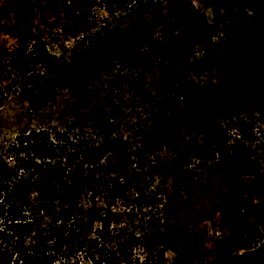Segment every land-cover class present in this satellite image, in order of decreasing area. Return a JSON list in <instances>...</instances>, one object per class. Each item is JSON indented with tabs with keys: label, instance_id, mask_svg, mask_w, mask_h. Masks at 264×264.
Wrapping results in <instances>:
<instances>
[{
	"label": "rangeland",
	"instance_id": "obj_1",
	"mask_svg": "<svg viewBox=\"0 0 264 264\" xmlns=\"http://www.w3.org/2000/svg\"><path fill=\"white\" fill-rule=\"evenodd\" d=\"M33 2L22 26L0 0V46L29 45L10 79L0 70V177H24L15 150L34 130L55 142L51 163L88 165L69 220H41L57 227L54 264H264V0H96L80 18ZM34 35L53 68L30 61ZM35 69L41 79L24 87ZM214 122L227 141L208 162H183L177 136ZM118 162L127 172L113 197ZM16 208L12 197L0 211V264H32L41 250V227Z\"/></svg>",
	"mask_w": 264,
	"mask_h": 264
},
{
	"label": "trees",
	"instance_id": "obj_2",
	"mask_svg": "<svg viewBox=\"0 0 264 264\" xmlns=\"http://www.w3.org/2000/svg\"><path fill=\"white\" fill-rule=\"evenodd\" d=\"M55 1L66 14H76L78 18L89 12L96 2V0ZM40 5V2L34 3L33 0H8L6 12L12 16L16 23L25 26L27 22L32 21L33 17L36 16V8ZM2 15L3 13L0 12V18ZM42 38L41 35H34L32 37L33 45L28 52L31 58L30 61H33L34 64L40 65L43 68H53V57L47 50V43ZM103 40L104 37H100L99 42H103ZM28 48V44L22 45L20 50H17L18 48L11 50L8 47L0 46V70H4L3 77L5 79L12 77V71L8 70L7 66L17 64L18 58L24 60V55ZM248 50H251V48ZM247 59H249V56H247ZM21 77V82L24 87L31 86L41 79L36 69L28 73H21ZM2 96L3 89L0 82V104ZM214 123L212 125H204L200 128L191 125V128L196 130V135L192 139H187L182 135L177 136L178 144L174 146L178 145L180 147L183 162L188 163L192 156L203 160V162H208L214 157L217 146L227 141L228 135L226 133L223 134L221 128L216 122ZM229 127L235 129L234 124H230ZM202 133L203 135H201ZM42 134L43 132L41 130H38V132L36 130L30 131L27 134L26 140L17 144L15 150L17 168L19 171L22 170L25 175L23 178L20 177V181H17L16 184H10L9 180L4 176L0 177V211H3L4 206L12 197H15V201L19 206V208L14 210L16 220L23 222V226L25 227L33 225L41 227V250L32 257V264H54L55 257L51 253H48L46 246L48 242L55 239L57 227H48L45 222L41 223V220L46 215L57 216V214L60 215V225L65 220H69V213L71 210L77 208V195L71 197L72 192L79 191V194L85 195L82 193V190L84 188L86 189L88 165L84 167L81 164L70 167L60 162L55 163L54 161V163H51L49 158L55 157L57 146L55 142L48 141V137L39 139L38 137H41ZM102 146L103 144L95 147L93 154H97V151ZM20 151L25 152V154L34 151L36 155L31 161H27L28 159L24 155H21ZM45 165L48 168H45ZM115 168L117 175L112 185L113 197L121 193L120 190L124 184L120 183L119 180L127 172V168L123 162H118ZM0 174L3 175L2 171H0ZM77 185H79V190L77 189ZM65 208H68L69 211H66ZM30 212H37L36 215L39 218L28 219L27 214ZM248 218L249 213L246 212L240 220L243 231L250 238H255L256 227Z\"/></svg>",
	"mask_w": 264,
	"mask_h": 264
},
{
	"label": "built area",
	"instance_id": "obj_3",
	"mask_svg": "<svg viewBox=\"0 0 264 264\" xmlns=\"http://www.w3.org/2000/svg\"><path fill=\"white\" fill-rule=\"evenodd\" d=\"M120 183H123L124 184V177L120 178ZM244 211V210H243Z\"/></svg>",
	"mask_w": 264,
	"mask_h": 264
}]
</instances>
